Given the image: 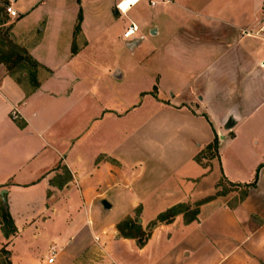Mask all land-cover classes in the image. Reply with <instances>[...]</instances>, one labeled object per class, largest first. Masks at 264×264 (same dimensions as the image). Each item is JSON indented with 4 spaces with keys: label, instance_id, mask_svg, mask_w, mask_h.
<instances>
[{
    "label": "crops",
    "instance_id": "1",
    "mask_svg": "<svg viewBox=\"0 0 264 264\" xmlns=\"http://www.w3.org/2000/svg\"><path fill=\"white\" fill-rule=\"evenodd\" d=\"M6 1L17 18L5 14L0 21L9 29L0 56H28L36 68L17 63L24 74L15 79L0 61V202L15 230L7 240L0 236L4 261L12 264L17 238L36 241L45 226L57 224L60 209H72L70 199L106 200L116 186L153 197L169 181L170 167L171 174L188 166L190 174L159 195L168 201L161 210L213 196L220 182L250 184L257 172L255 186L232 205L226 195L200 205L191 223L176 216L157 225L142 247L114 228L106 236L88 220L71 227L69 218L73 233L58 249L48 247L43 264L51 248V264H96L98 248L114 264H264V38L240 34L257 28L264 0H140L125 15L115 11L121 0ZM129 24L136 29L131 46L122 38ZM94 38H119L136 62L121 70L96 66L88 49ZM135 76L146 85L124 91ZM112 94L121 109L106 104ZM229 117L234 124L224 130ZM109 126L123 137L159 134L167 144L140 146L144 161L127 164L121 138L115 148L108 143ZM214 136L215 157L196 162ZM214 162L222 175L211 178L210 193L196 192ZM139 205L141 212L147 206Z\"/></svg>",
    "mask_w": 264,
    "mask_h": 264
},
{
    "label": "rangeland",
    "instance_id": "2",
    "mask_svg": "<svg viewBox=\"0 0 264 264\" xmlns=\"http://www.w3.org/2000/svg\"><path fill=\"white\" fill-rule=\"evenodd\" d=\"M4 0H0V21H3V19L6 17L4 13ZM5 15V16H4ZM6 23L2 26H0V38L4 41V47L7 50L8 49V27H6ZM91 43L89 45L90 50H93L91 54H89V57L92 58L94 61V64L97 65H105V67L109 70L113 69L114 67L118 69H122L125 67V65L131 66L134 62H136L135 58V53L131 54L126 49L122 46V40L114 39V40H106V39H101V38H94L90 40ZM103 47H106L109 49L107 53H101L100 52H94V50L98 51L99 49H102ZM99 48V49H98ZM95 70V69H93ZM31 72V70H30ZM12 76L15 79H23V74L24 72L20 70L18 66H15L12 71ZM26 73V72H25ZM28 75V74H27ZM27 78V77H25ZM128 82H125V86L122 87L124 89L126 87L127 90L134 91V89H139L140 87H144L145 82L142 80H138V78L132 77L131 79H128ZM25 82V81H24ZM124 85V84H123ZM140 85V86H139ZM143 85V86H141ZM124 89V91H126ZM139 102V98L136 103ZM173 103V102H172ZM108 107L110 109H115V107H119L120 109L123 106V103L118 99L117 95L112 94L110 96V99L108 102H106ZM109 131H110V138L108 143L111 145V147H117L115 146L118 141L121 138L122 146L124 150L121 152L123 156L120 157H125L124 159L128 161L127 164L131 163L134 160H142V156L136 151V148H140V146H146V145H151L153 147L155 146H161L162 144H167L166 139L157 134V135H151V134H135V132H131V134H127L126 136H119L116 132H118L114 126H109ZM115 133V134H114ZM226 135V133H225ZM98 134L96 133V139ZM106 137V136H105ZM220 138V137H219ZM218 139V138H216ZM101 142V139L96 140V143ZM218 143V140H217ZM117 151V150H116ZM117 153V152H116ZM115 155H118L116 154ZM211 154V153H210ZM163 162V161H162ZM214 166L213 173H208L206 179L200 178L198 180L199 185L196 187V192L198 191H206V193H210V182L211 178L215 175L217 176L222 175V170H221V165L216 162L212 163ZM160 166H163V163L159 164ZM162 168H159V171H161ZM173 168L170 167L168 169L167 173L168 176H170V179L168 182L163 183L162 185L159 186L158 190L153 191L152 195L153 197H148V198H139L140 193H129L125 190H123L122 186H116L114 190L111 193V196L108 195L107 199H100V200H105L108 204L110 201H116L117 202V207L110 208L108 210H103L101 205H100V200L99 197H95L93 199L89 200H82L83 204H79V202H76L74 199H70V204L69 207L71 206L72 209H67L64 205L63 208H61V213L57 215L58 221L57 224L45 226L44 229H42L39 232V237L37 238L36 241H31L28 242V234L22 235L20 238H17L14 244V248L12 249V252L14 253V256L11 258V263L12 264H27L28 262L26 261L27 257L29 256L30 258H34L37 261V264H43L44 263V254L45 251L48 249V247L54 246L55 248L58 249L60 244L64 243L70 235L73 233L71 230L70 226L65 225V222L67 219L72 218L73 225L71 227H74L75 225L80 224L83 219L85 221H89L91 224H93L94 227H99L105 228V235H111L114 233L115 225L129 220L132 227L134 228L133 233H135V228L137 226H140V228H143V232L145 234H148V229L146 228L147 224L152 221L160 212H163L165 210H161L164 208L163 205L168 202L166 200L160 199L159 195H162L167 192V189L169 188H174L176 184H179V180L190 173H188L189 167L186 166L179 171L176 172H171ZM208 170L209 167H208ZM166 173H162L160 175H165ZM207 174V173H206ZM212 174V175H211ZM130 173H128V179H130ZM134 176V173H133ZM220 186L218 190H222L226 192V201L228 202L229 205H232L235 203L239 198L241 197V192L242 188H231L224 182L219 183ZM137 184L133 183L130 187L132 189L135 188ZM201 192V193H202ZM113 197V198H111ZM224 197V196H223ZM19 200L23 198V193H19L18 197ZM116 199V200H112ZM77 203L79 206L78 208L75 207V204ZM147 205L146 208H144L141 212L140 205ZM194 204V203H193ZM193 204L189 205V208L191 209L193 207ZM110 205V204H109ZM188 205V204H187ZM82 208L88 211V215L84 214ZM160 209V210H158ZM75 212H78V216H75ZM83 214V215H82ZM50 215H48L49 217ZM52 218H55L54 215L51 216ZM141 223H144L142 225ZM114 228V229H113ZM83 234V233H81ZM115 234L119 237L118 232L116 231ZM136 234V233H135ZM15 233L12 235L14 236ZM0 236H2L3 239L7 240L9 237L5 238L2 235V232L0 231ZM11 236V237H12ZM1 241V239H0ZM25 244L22 245V244ZM26 247H29L28 253L26 252ZM137 247V246H136ZM103 248H98V261H96V264H114L111 260H108L106 257V252L102 250ZM6 257L4 256V251H0V264H5L4 260ZM10 262V260H9ZM10 264V263H9ZM32 264V263H31Z\"/></svg>",
    "mask_w": 264,
    "mask_h": 264
},
{
    "label": "trees",
    "instance_id": "3",
    "mask_svg": "<svg viewBox=\"0 0 264 264\" xmlns=\"http://www.w3.org/2000/svg\"><path fill=\"white\" fill-rule=\"evenodd\" d=\"M4 5H7V1L4 0ZM79 16L77 18L76 25L74 26L73 34L75 35L78 31V25H79ZM74 50L72 49V53ZM0 61L2 63H5L7 71L10 73L12 72L13 68L17 65V63H20L21 61L27 63L31 68L35 69L36 64L30 60L28 56H21L19 54H10L8 56H0ZM31 72L28 70V75H30ZM216 148H217V139L216 136H214L211 143H209L200 153L196 155L194 160L198 163L201 162L202 159L210 160L216 155ZM211 153V154H210ZM257 172H255V175L253 177V180L250 184H245L243 186L235 185V184H227L231 188H242L241 197L239 200H242L247 193V190L250 188H253L255 186L256 182V175ZM222 183V182H221ZM220 184H218V187ZM226 194L225 191H217L214 193L213 196H209L206 198H203L193 204V207L190 209L189 205L187 204H176L168 209H166L163 212H160L152 221H150L146 228L148 229V234H145L143 230L140 228V226H137L135 229V233H133L134 228L132 227L129 220L120 222L115 225V230L118 232L119 237L123 239H130L134 240L135 245L137 247H142L145 242L147 241L149 234L151 230L156 227L157 225H167L172 223L174 218L176 216H181L183 223L188 224L196 220V216L198 214V207L204 203H207L217 197H222ZM233 207V206H230ZM0 231L2 232V235L7 238L12 236L15 233V230L12 225V221L7 214V212L4 210L3 206L0 202ZM5 264H9L7 261L4 262Z\"/></svg>",
    "mask_w": 264,
    "mask_h": 264
},
{
    "label": "built area",
    "instance_id": "4",
    "mask_svg": "<svg viewBox=\"0 0 264 264\" xmlns=\"http://www.w3.org/2000/svg\"><path fill=\"white\" fill-rule=\"evenodd\" d=\"M139 1L140 0H136V2L133 3L132 0H121L115 5V11L120 15H125L128 12V10L130 8H132L133 6H135ZM121 4H126L127 7L121 8L120 7ZM150 5H152V3H150ZM4 13L10 19H16L17 18V14L12 9L10 4H7L4 6ZM135 32H136V29L132 24H129V26L123 32L122 38L125 40H129L127 45L131 46V45L135 44V40L131 39V37L135 34ZM240 34L243 36L251 37V38H255V39H263L264 38V14H263L261 21L257 25V28L254 31H248L247 32L244 30V31H241ZM54 254H55V251L51 248L49 250L50 257L46 260L47 264L52 263Z\"/></svg>",
    "mask_w": 264,
    "mask_h": 264
},
{
    "label": "water",
    "instance_id": "5",
    "mask_svg": "<svg viewBox=\"0 0 264 264\" xmlns=\"http://www.w3.org/2000/svg\"><path fill=\"white\" fill-rule=\"evenodd\" d=\"M233 124H234V120H232V118H227L226 119V121L224 122V124H223V129L224 130H229V129H231L232 128V126H233ZM4 194V191L3 190H1L0 191V197L2 196ZM100 205H101V207H102V209L103 210H108V209H110V205L105 201V200H100Z\"/></svg>",
    "mask_w": 264,
    "mask_h": 264
},
{
    "label": "snow or ice",
    "instance_id": "6",
    "mask_svg": "<svg viewBox=\"0 0 264 264\" xmlns=\"http://www.w3.org/2000/svg\"><path fill=\"white\" fill-rule=\"evenodd\" d=\"M132 2H133V3H135V2H136V0H132ZM120 7H121V8H126V7H127V5H126V4H121V5H120Z\"/></svg>",
    "mask_w": 264,
    "mask_h": 264
}]
</instances>
